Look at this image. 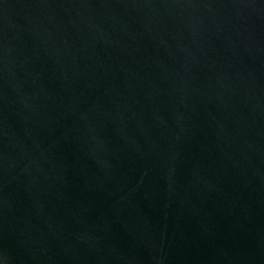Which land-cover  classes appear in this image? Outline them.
Returning <instances> with one entry per match:
<instances>
[{
  "label": "water",
  "instance_id": "obj_1",
  "mask_svg": "<svg viewBox=\"0 0 264 264\" xmlns=\"http://www.w3.org/2000/svg\"><path fill=\"white\" fill-rule=\"evenodd\" d=\"M0 264H264V0H0Z\"/></svg>",
  "mask_w": 264,
  "mask_h": 264
}]
</instances>
